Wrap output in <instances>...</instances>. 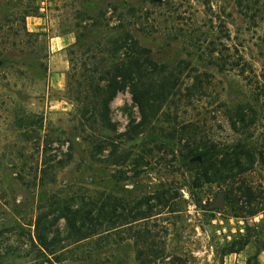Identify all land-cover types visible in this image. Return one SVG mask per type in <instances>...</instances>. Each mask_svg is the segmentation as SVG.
<instances>
[{
	"label": "rangeland",
	"instance_id": "374dc122",
	"mask_svg": "<svg viewBox=\"0 0 264 264\" xmlns=\"http://www.w3.org/2000/svg\"><path fill=\"white\" fill-rule=\"evenodd\" d=\"M33 1L35 12L22 18L20 11ZM131 3L135 26L145 32L143 41L152 48L153 55L164 57V63L171 67L180 63L178 90L172 103L168 102L170 116L198 125L208 138L227 143L242 139L253 151H261L262 162L258 160L245 176L251 180L250 185L263 187L264 0ZM104 4L99 2V8H90V13L101 9L105 16H111V7ZM77 8L75 0H0V230L13 221L8 213L20 220L30 215L34 188L22 184L16 174L19 171L28 180L35 173V162L43 147L38 133L42 137L55 135L67 131L71 124L72 105L65 94V81L68 51L74 41L71 22ZM96 36V31L89 34V38ZM160 46H164V54L158 52ZM39 62L46 66L43 80L36 73ZM236 105L243 109L246 120L242 134L235 133L230 124ZM109 108L119 131L126 128L130 116L138 117L126 88L113 96ZM37 116H42V129L21 123L23 119L36 120ZM49 147L50 153L56 150L58 157L66 151V143H50ZM82 150V145L76 146L73 160L56 172L54 182L49 184L52 191L68 186L81 189L82 183L89 181L94 167L87 168ZM173 178L183 200L180 218L175 225L167 226L168 251L184 257L187 264H246L255 250L253 242L244 246L236 258L228 259L220 252L246 235L252 241H263L264 210L247 215L239 192H233L237 200L231 204L225 200L223 185L210 183L190 189L187 179L177 174ZM153 182H157L155 175L141 173L126 183L119 182L114 190L125 195V188L147 190ZM220 194L223 204L214 205ZM124 243L100 253L96 261H102L98 264H138L131 245ZM0 264L33 262L22 257L2 259ZM67 264L97 263L90 259Z\"/></svg>",
	"mask_w": 264,
	"mask_h": 264
},
{
	"label": "trees",
	"instance_id": "16d2710c",
	"mask_svg": "<svg viewBox=\"0 0 264 264\" xmlns=\"http://www.w3.org/2000/svg\"><path fill=\"white\" fill-rule=\"evenodd\" d=\"M75 1L74 41L68 51L65 81V94L72 105L71 124L55 135L38 133L43 147L35 173L28 180L19 171L16 174L22 184L34 188V202L28 219L8 213L13 221L0 230V260L27 257L33 264H64L65 260L67 264L92 259L98 264L100 253L125 242L131 245L138 264H187L184 257L169 252L166 244L167 226L176 224L182 210L174 174L187 179L190 189L223 185L227 203H235L233 192H239L245 213L253 215L264 210V186L250 185L245 174L258 160L262 162L261 151H253L242 139L227 143L208 138L198 125L170 116L169 103L178 90L181 66L171 67L164 57L153 55L143 41L145 32L135 26L132 0ZM99 2L111 7V16L101 9L90 13V8H99ZM30 3L20 11L22 18L35 12V2ZM91 31L97 36L89 38ZM157 50L165 52L164 46ZM45 72V64L39 62V80ZM125 88L138 117L130 116L126 128L119 131L110 118L109 103ZM242 110L236 105L229 118L234 132L240 134L246 125ZM21 123L43 127L42 116ZM55 142L66 143L60 157L56 150L50 153L49 144ZM78 145H82L87 168L94 167L89 181L81 189L65 185L52 191L49 184L73 160ZM141 173L155 175L157 182L147 190L132 186L125 188V195L116 193V184ZM249 243L255 251H264V240L252 241L246 235L220 253L238 252ZM255 254L246 264H260Z\"/></svg>",
	"mask_w": 264,
	"mask_h": 264
},
{
	"label": "crops",
	"instance_id": "0c3cea01",
	"mask_svg": "<svg viewBox=\"0 0 264 264\" xmlns=\"http://www.w3.org/2000/svg\"><path fill=\"white\" fill-rule=\"evenodd\" d=\"M245 247H246V245H245ZM243 249V248H242ZM242 249L240 250V251H238V252H234L233 254L232 253H228V254H225V255H223V256H226V258H228V259H231V258H236V257H238L239 255H240V252L242 251ZM253 253H256L255 255H256V259L258 260V262L260 263V264H264V251H262V250H258V251H253L252 252V254ZM233 255V256H232ZM243 264H245L244 262H243Z\"/></svg>",
	"mask_w": 264,
	"mask_h": 264
},
{
	"label": "water",
	"instance_id": "95a60500",
	"mask_svg": "<svg viewBox=\"0 0 264 264\" xmlns=\"http://www.w3.org/2000/svg\"><path fill=\"white\" fill-rule=\"evenodd\" d=\"M223 204V195L220 194L215 200L214 205H222Z\"/></svg>",
	"mask_w": 264,
	"mask_h": 264
}]
</instances>
